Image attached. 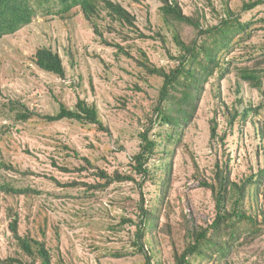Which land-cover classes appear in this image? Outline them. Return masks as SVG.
Wrapping results in <instances>:
<instances>
[{
  "label": "rangeland",
  "instance_id": "1",
  "mask_svg": "<svg viewBox=\"0 0 264 264\" xmlns=\"http://www.w3.org/2000/svg\"><path fill=\"white\" fill-rule=\"evenodd\" d=\"M113 1L135 15L134 25L115 20L108 9H102L96 27L80 8L62 18L56 7L49 16L38 13L31 24L0 40V185H29L40 192L20 197L0 192L1 258L21 255L9 227L10 207H15L20 213V232L46 241L54 264H148L134 245L138 241L135 230L143 199L156 196L157 184L148 181L141 187L133 166L141 150L140 134L151 126L150 118L156 117L154 108L164 79L149 73L143 62L169 69L178 64L179 48L160 12V0ZM248 1L181 0L186 14L199 13L210 25L219 22L227 7L245 20L264 18V3L243 10ZM255 27L250 43L264 44V22ZM192 32L187 26L185 33ZM40 47L61 54L64 77L36 65L33 58ZM240 51L236 48L231 56ZM79 99L98 108L107 129L78 120L46 118L58 114L62 102L74 107ZM234 107L240 111L257 108L258 112L253 110L232 128L228 112ZM21 113L29 118L20 119ZM213 118L218 121L219 135H227L224 141H211ZM263 120L264 90L251 87L236 71L221 84L210 79L185 130L184 145L174 150L167 197L171 208H164L159 227L146 239L152 264L173 263V241L181 248L184 244L180 224L185 211L192 209L201 222L214 215L212 193L196 185L197 175L211 179L216 163L225 159L237 180L264 167V139L258 132ZM164 129L156 125L149 135L154 138ZM162 165L158 157L150 162L153 171ZM98 168L111 174L116 170L133 174L137 181L114 182L100 190L94 186L105 180L96 175ZM72 181L79 183L67 185ZM261 191L264 204V182ZM167 222L171 233L163 231ZM241 244L229 256L230 264H264V232ZM117 251L132 253L116 256ZM193 264L207 263L197 260Z\"/></svg>",
  "mask_w": 264,
  "mask_h": 264
},
{
  "label": "trees",
  "instance_id": "2",
  "mask_svg": "<svg viewBox=\"0 0 264 264\" xmlns=\"http://www.w3.org/2000/svg\"><path fill=\"white\" fill-rule=\"evenodd\" d=\"M160 1L162 3L160 12L166 24L174 32L173 39L179 48V54L175 56L178 64L169 69L143 62L149 73L164 79L154 108L156 117L150 118L151 126L140 134L141 150L134 156L135 165L133 166L135 173L141 177L139 182L141 187H144L148 181L157 184L156 196L150 200L143 199L145 204L140 206V220L136 223L135 230L138 241L134 245L147 257L148 264H152V255H149L145 248L147 236L150 232H156L161 215L165 211L164 208L168 210L171 208L167 197L170 194V183L173 178L174 150L184 145L185 130L192 122L210 79L214 78L221 84L236 71L239 78L251 87L264 90V44L250 43L257 29L255 25L258 22H264V18L252 17L245 20L239 13L227 7L225 14L220 16L219 22L210 25L201 20L202 16L199 13L186 14L181 0ZM263 3L264 0L245 2L243 10H252ZM56 7V13L62 18H65L74 8H80L84 16L96 27H98L96 19L102 9H108L109 15L115 20L135 24V15L121 3L113 0H0V40L31 24L38 13L49 16ZM187 26L193 28L191 35L185 33ZM236 48L241 51L231 56ZM245 58L247 60H243ZM33 60L38 67L47 72L61 77L66 75L63 57L52 48H38ZM240 61L247 63L240 66L238 65ZM253 110L258 112L257 108L252 107L242 111L237 107L230 108L228 117L232 128L235 123L245 120ZM19 118L27 120L29 115L21 113ZM46 118L50 121L78 120L107 129L100 118L98 108L85 99H79L74 107L62 102L59 113L47 115ZM156 125L165 126V129L152 138L149 134ZM259 125L258 132L264 139V120ZM226 137V134L219 135L218 121L213 118L211 141L216 139L224 141ZM156 157L162 159L163 165L159 167V170L153 171L150 162ZM167 158H171L172 161H168ZM85 160L88 161V158ZM90 165L93 166L92 163ZM62 169L70 171L68 168ZM214 172L211 179L196 176L198 179L196 185L199 184L198 187H203L212 193L214 215L201 222L192 209L182 214L183 221L180 227L184 229V244L181 248L173 241L172 264H193L197 260L207 264H222V262L230 264L229 256L240 246L239 244L253 241L264 232V204L261 193L264 167L257 173L237 180L232 177L230 161L225 159L216 163ZM96 175L105 180L94 186L100 190L106 189L114 182L137 181L133 174L119 170L111 174L98 168ZM78 183L72 181L67 185L74 186ZM0 192L12 197L40 194L29 185L21 187L0 185ZM9 214L11 218L9 227L21 255L0 257V264H54L52 252L46 241L20 232V213L15 207H10ZM130 221L133 222V220ZM171 229L172 225L167 222L163 231L171 233ZM131 253L117 251L114 255L127 256Z\"/></svg>",
  "mask_w": 264,
  "mask_h": 264
}]
</instances>
